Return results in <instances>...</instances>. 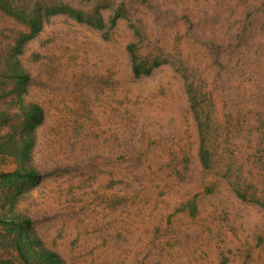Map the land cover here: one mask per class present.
<instances>
[{"label":"rangeland","instance_id":"rangeland-1","mask_svg":"<svg viewBox=\"0 0 264 264\" xmlns=\"http://www.w3.org/2000/svg\"><path fill=\"white\" fill-rule=\"evenodd\" d=\"M102 2H124L121 11L144 27L142 57L171 63L136 77L127 45L138 38L126 17L105 39L54 16L20 54L30 76L25 97L46 117L34 150L44 177L19 196L16 211L66 264H264V206L239 198L223 175L264 200V0ZM27 30L0 9L1 73ZM182 72L202 96L210 169L199 159ZM4 87L0 112L13 115L17 92ZM7 122L2 133L14 120ZM1 168L16 163L6 157ZM0 264L23 263L0 243Z\"/></svg>","mask_w":264,"mask_h":264},{"label":"trees","instance_id":"trees-1","mask_svg":"<svg viewBox=\"0 0 264 264\" xmlns=\"http://www.w3.org/2000/svg\"><path fill=\"white\" fill-rule=\"evenodd\" d=\"M124 5L125 3L121 2L120 6L115 7L110 5V2H102V0L93 1L89 6L83 3L73 5L66 0H0V9L28 28L27 31L18 32L13 52L2 61L4 69L2 73L0 72V77L8 80L1 82L0 79V92L5 89V83H9L18 97L15 100L18 105L16 113L10 115L7 111L0 112V204L5 208L0 215V243L13 245L23 264H66V262L58 251L46 246L33 224V219L23 212L16 211L15 208L19 196L41 182L44 177L43 172L35 165L34 150L38 129L44 124L46 117L40 103L28 101L25 97L30 76L21 62L20 54L24 45L36 38L56 15L66 14L78 22L86 23L100 30L105 39H109L110 32L117 25L119 18L126 17L138 38L127 45L134 76L150 75L161 64L171 63L168 58L161 56L163 54L149 58L140 55V45L147 34L144 27L138 26L126 11H121ZM107 8H110V11L106 18L104 10ZM177 69L181 70L178 67ZM182 75L197 122L200 140L199 159L203 168L210 169L213 165L214 151L208 142L206 132L208 124L201 107L204 108L202 96L190 72H182ZM10 120L14 122L9 124L6 133H2V124ZM259 122L261 127L263 122ZM6 157H11L16 163L14 170H2L1 165ZM223 175L239 198L264 206V200L255 193L248 194L249 187H244L240 179H233V174L227 170ZM188 205L193 214L197 210L196 202L191 200Z\"/></svg>","mask_w":264,"mask_h":264}]
</instances>
